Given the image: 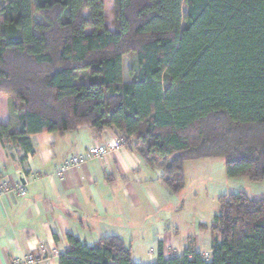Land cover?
<instances>
[{
	"label": "trees",
	"instance_id": "1",
	"mask_svg": "<svg viewBox=\"0 0 264 264\" xmlns=\"http://www.w3.org/2000/svg\"><path fill=\"white\" fill-rule=\"evenodd\" d=\"M106 1L2 0L0 140L24 158L35 134L113 127L175 195L192 160L264 180V0H113L111 21ZM219 202L209 257L137 262L117 234L69 233L59 264H264V197Z\"/></svg>",
	"mask_w": 264,
	"mask_h": 264
},
{
	"label": "crops",
	"instance_id": "2",
	"mask_svg": "<svg viewBox=\"0 0 264 264\" xmlns=\"http://www.w3.org/2000/svg\"><path fill=\"white\" fill-rule=\"evenodd\" d=\"M116 137L113 127L97 134L88 125L62 134L38 133L31 137L34 153L24 158L21 148L0 140V183L27 189L25 195L10 191L0 196V264H13L34 250L41 253V245L46 250L39 264H59L70 246L69 233L88 244L117 234L132 246L137 262L156 261L160 245L165 257L188 247L211 252V232L202 227L206 222L199 227L210 237L181 240V219L167 217L175 194L162 181L161 170L128 146L71 167L63 178L57 175L72 154ZM172 228L176 236L168 233Z\"/></svg>",
	"mask_w": 264,
	"mask_h": 264
},
{
	"label": "rangeland",
	"instance_id": "3",
	"mask_svg": "<svg viewBox=\"0 0 264 264\" xmlns=\"http://www.w3.org/2000/svg\"><path fill=\"white\" fill-rule=\"evenodd\" d=\"M1 6L2 0H0V8ZM112 7L113 0H107L106 12L109 21L113 18ZM35 17L40 19L36 14ZM135 61V54L125 55L126 80L131 79L128 70ZM184 175L185 187L181 193L170 200L172 204L169 203L167 212L168 218L177 217L181 219L182 224L179 226L181 232L178 234L181 240L195 239L202 236V234L210 237V232L200 229L199 224L201 222L210 224L215 215L220 212L219 197L221 195L244 191L252 197H264V180L253 181L248 177L230 178L226 172L224 158L187 161L184 165ZM168 233L171 236L177 235L175 228H172V231Z\"/></svg>",
	"mask_w": 264,
	"mask_h": 264
},
{
	"label": "built area",
	"instance_id": "4",
	"mask_svg": "<svg viewBox=\"0 0 264 264\" xmlns=\"http://www.w3.org/2000/svg\"><path fill=\"white\" fill-rule=\"evenodd\" d=\"M124 145L123 140L115 138L114 140L108 142L107 144H98L90 146L86 153L84 154H72L61 164L57 171V175L60 178H63L64 172L75 166H79L87 162L90 158H104L112 151H115L121 148ZM13 191L14 193L25 195L27 193V189L24 185L13 186L7 182L0 183V196ZM45 246L41 245L39 247V251H32L26 256L18 258L14 261L13 264H39L42 261V253H45ZM151 253V252H149ZM205 257H209V252L204 253Z\"/></svg>",
	"mask_w": 264,
	"mask_h": 264
}]
</instances>
